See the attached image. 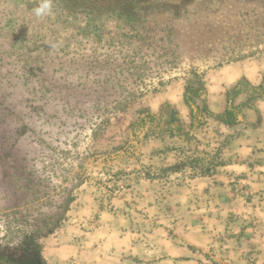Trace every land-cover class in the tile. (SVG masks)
Here are the masks:
<instances>
[{
	"label": "rangeland",
	"instance_id": "1",
	"mask_svg": "<svg viewBox=\"0 0 264 264\" xmlns=\"http://www.w3.org/2000/svg\"><path fill=\"white\" fill-rule=\"evenodd\" d=\"M27 9L0 1V246L39 232L47 264H99L114 244L100 216L117 201L132 206L153 180L164 189L171 161L202 173L219 162L206 147L217 143L213 120L187 142L148 135L147 116L174 110L190 125L184 94L195 74L204 75L210 109L242 79L222 81L223 68L242 64L243 78L259 84L264 0H196L180 18L158 17L170 31L159 32L164 41L140 77L107 70L93 39Z\"/></svg>",
	"mask_w": 264,
	"mask_h": 264
},
{
	"label": "crops",
	"instance_id": "2",
	"mask_svg": "<svg viewBox=\"0 0 264 264\" xmlns=\"http://www.w3.org/2000/svg\"><path fill=\"white\" fill-rule=\"evenodd\" d=\"M246 73L238 64L219 75L233 82ZM263 105L257 104L260 113L247 110L246 123L235 127L209 119L217 125V143L207 151L219 157L210 172L178 169L171 161L164 189L150 181L135 204L117 201L103 213L100 233L114 246L99 264H264ZM225 108L224 98L211 106L215 115ZM140 230L147 233H135Z\"/></svg>",
	"mask_w": 264,
	"mask_h": 264
},
{
	"label": "trees",
	"instance_id": "3",
	"mask_svg": "<svg viewBox=\"0 0 264 264\" xmlns=\"http://www.w3.org/2000/svg\"><path fill=\"white\" fill-rule=\"evenodd\" d=\"M15 1L26 5L27 10L39 3V0ZM195 1L53 0V14L62 30L72 28L77 32L74 36L93 39V49H106L109 58L105 61L107 70L140 77L153 62L151 51L156 53L157 43L164 41V38L158 39L159 32L168 30L167 27H161L158 17L172 14L180 18ZM128 78L122 79L127 81ZM206 93L204 75L195 74V80L187 82L184 94L185 104L189 108L190 125L186 126L174 110L163 111L159 116L148 114L152 128L148 135L169 136L190 142L195 139L194 132L203 128L209 119H215L228 127L241 124L245 119V110H255L258 102L264 101V74L257 85L242 78L228 89L226 108L219 115H215L206 103ZM242 95H245V101L236 104L237 98ZM260 119L259 114V122ZM163 127L167 129L162 130ZM41 236L42 234L35 232L25 235L17 247L0 246V264H47L39 242Z\"/></svg>",
	"mask_w": 264,
	"mask_h": 264
},
{
	"label": "clouds",
	"instance_id": "4",
	"mask_svg": "<svg viewBox=\"0 0 264 264\" xmlns=\"http://www.w3.org/2000/svg\"><path fill=\"white\" fill-rule=\"evenodd\" d=\"M35 17L43 19L53 14V0H39L36 7L32 9Z\"/></svg>",
	"mask_w": 264,
	"mask_h": 264
},
{
	"label": "water",
	"instance_id": "5",
	"mask_svg": "<svg viewBox=\"0 0 264 264\" xmlns=\"http://www.w3.org/2000/svg\"><path fill=\"white\" fill-rule=\"evenodd\" d=\"M147 126H150L149 124L147 125ZM147 127H145V128H143V129H140V135H138V136H141L145 131V129H146ZM137 146H138V142L136 141L135 142V144H134V147H136L137 148ZM124 154H122V156H123Z\"/></svg>",
	"mask_w": 264,
	"mask_h": 264
}]
</instances>
